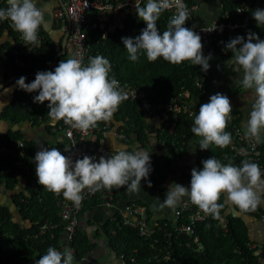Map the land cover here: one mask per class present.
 <instances>
[{"label":"clouds","instance_id":"clouds-1","mask_svg":"<svg viewBox=\"0 0 264 264\" xmlns=\"http://www.w3.org/2000/svg\"><path fill=\"white\" fill-rule=\"evenodd\" d=\"M7 5V8H0V20H9L22 34L24 44L38 45V33L45 24V10L38 7L37 0H7ZM173 8L176 14L161 34L157 26L161 13ZM136 11L146 27L134 39L122 38L131 61L136 62L140 55H146L149 62L162 57L172 64L190 61L201 66L204 72L210 69L212 57L205 56L202 37L185 26L189 14L182 0H147L144 7L136 0ZM253 17L258 26L264 24V9L254 10ZM225 48L232 52L227 62L237 73L242 69L240 82L253 94L254 103L246 128L247 134L260 142L264 130V40L249 33L247 40L238 36ZM110 71V61L103 56L91 57L85 66L73 54L61 60L54 71H38L31 83L22 76L16 85L28 93L38 91L34 103L49 102L47 115L53 125L63 120L72 128L87 131L99 121L111 120L121 102L128 99L119 82L109 79ZM10 91L11 88H6L0 95ZM6 106L0 100V111ZM232 112L230 99L221 93L212 95L208 103L200 106L191 131L201 138L199 147L202 150L208 149L210 144L221 148L231 144V134L225 129ZM64 150L70 151L67 147ZM113 151L114 155L101 156L98 162L87 155L73 161L58 148L41 146L34 157L38 183L50 192L63 194L76 205L82 201L81 193L85 189L94 192L102 188H125L129 193H139L142 180H147L152 171L150 153L139 147L128 151L124 145H113ZM202 163V170H192L190 189L175 182L168 187L166 199L159 204L161 209H175L187 196L204 213L218 219L224 207L219 202L222 195L226 196V203L245 212L254 211L264 203V179L258 164L245 160L241 167L223 165L215 157ZM148 187H152L150 181ZM35 264H73V253L49 247Z\"/></svg>","mask_w":264,"mask_h":264},{"label":"trees","instance_id":"trees-1","mask_svg":"<svg viewBox=\"0 0 264 264\" xmlns=\"http://www.w3.org/2000/svg\"><path fill=\"white\" fill-rule=\"evenodd\" d=\"M243 0H222L223 12L234 10ZM194 0H189V3ZM264 3V0H260ZM7 0H0V8H7ZM257 6V5H256ZM255 5L251 6V11L260 9ZM264 9V7L262 8ZM172 14L168 11L161 13L158 20V29L161 34L167 29L169 20ZM252 33L259 35L261 40H264V24L258 26L253 18L250 23ZM146 27V24L138 16L137 12L129 13L123 25L115 28H106L107 35L103 30H91L88 32L89 59L95 56H103L108 59L111 64L109 79L115 78L126 82L139 90L146 91L153 101H168L174 96L179 95L183 90H189L194 97L201 96V91L196 85V81L202 75L201 66L193 65L190 61H185L182 64H172L165 61L162 57L156 61L149 62L146 55H140L138 61L133 62L129 59V54L124 46L122 38H135L141 34V30ZM190 28L189 26H186ZM9 31L15 40L20 44L25 42L22 34L14 29V26L9 20H0V34L4 31ZM244 34V31L239 29L234 35V38ZM45 31L39 30L38 38L42 39L40 46L31 48L23 54L11 53L9 67L18 70V73H31L33 71L48 70L54 61V52H49L48 48L52 47L46 41ZM226 40L222 47L215 49L218 61L219 56H232V52L226 50L225 45L233 38L226 36ZM245 40L246 37H244ZM255 42V41H253ZM227 52V54L225 53ZM225 56V57H226ZM67 60L66 57H59L52 70L59 65L61 60ZM17 60L24 61L25 66H18ZM30 62V63H29ZM15 72V71H13ZM208 74L204 86L208 89ZM29 80H35V77L29 76ZM39 92L28 93L18 91L14 101L6 110L5 115L9 117H17L21 119L37 120L38 116H45L49 112L48 101L43 104L34 103V96ZM238 114V113H236ZM115 117L121 119L124 123L127 133V141L132 143V138L137 137L140 142L146 139V121L144 112L140 110L139 103L130 98L121 102L116 112ZM238 117V116H237ZM13 118V119H14ZM14 119V120H16ZM237 126L241 125L235 121ZM194 126V120L185 114L179 115L177 125L173 132L168 128L164 130L160 140L164 142V147L167 153L157 158L152 163V173L148 179L152 187L159 192H164L166 189L163 186L165 179L172 165L180 160L188 150V144L193 139L194 133L191 131ZM243 128V127H242ZM229 133V129H225ZM19 134L9 133L6 136H1L0 141L7 145H16L20 139ZM26 143V151L32 153L31 145ZM62 142L55 145L57 148ZM261 149L264 152V140L261 143ZM229 145L221 148L215 144H210L206 150H200L198 160L195 164V169L202 170V161L215 157L223 165L232 164L236 167L242 166L243 158H224V154L228 152ZM128 151H134L131 147ZM12 156L0 154V185L7 184L9 188H15L19 184L20 178L25 179L27 186L16 193L15 201L17 202L23 217L29 219L33 226L30 229H22L17 223L12 220L11 213L6 206L0 204V236L12 235L10 238L11 246L6 249L0 246V264H12L16 256L22 254L29 259H33L35 251L47 253L49 247L59 248V234L55 228H49L45 233H40V227L47 220L57 222L58 230H63L60 224L59 214L56 219L50 218L51 208L56 204L58 207L59 195L46 192L45 188L36 182L35 173L31 161H27L29 169L12 166ZM262 179H264V168L261 169ZM39 190H36L33 184H36ZM125 190V188H123ZM93 199V200H92ZM92 202H100V194L94 196ZM88 200V201H90ZM87 201V203H88ZM224 204L220 210L219 218L209 219L196 224V232L200 238L202 247L199 248L197 243L187 246L185 239H167L163 236L162 231H158L151 237L140 235L137 228H133L124 224L121 216L117 213L113 220L105 225L104 231L109 239L112 249L119 254L124 255V260L128 264H264L261 261L262 253L264 258V244L260 254L256 253L257 249L251 248L252 239L249 235L248 225L244 218L232 212L227 213L229 205L225 202L224 195L219 201ZM53 205V206H52ZM52 206V207H51ZM196 206V205H195ZM237 210L241 214L256 216L261 219L264 216V206L259 205L254 211H241L237 206ZM152 217V216H151ZM166 219V218H165ZM168 219V218H167ZM186 220V219H184ZM163 221V219L161 220ZM55 231V234L53 233ZM57 232V233H56ZM169 244L172 246L169 248ZM72 247L75 248V257L82 259L91 251L92 244L89 236H82V233L77 231V235L72 242ZM170 253V259L165 260L164 255ZM134 257V261H132ZM96 263L97 261L94 260ZM94 264V263H91Z\"/></svg>","mask_w":264,"mask_h":264},{"label":"built area","instance_id":"built-area-1","mask_svg":"<svg viewBox=\"0 0 264 264\" xmlns=\"http://www.w3.org/2000/svg\"><path fill=\"white\" fill-rule=\"evenodd\" d=\"M146 2L147 0H140V6L144 7ZM182 2L186 5L189 14L185 26H189L202 37L204 46L203 52L205 56L211 55L212 59L210 61H214L217 57L218 52L215 49L223 46L227 38L226 36L234 38L237 30L241 29L244 31V34H241V36L247 39L249 33H252L250 23L254 18L251 6L257 5L256 7L260 9L264 7V3L260 2V0H243L234 10L223 12L218 21L208 25H198L194 19V10L197 8V5L194 2L189 3V0H182ZM65 5L63 14L66 15L68 21L67 44L73 49V53L85 66L88 64V32L91 30H103L105 32L103 36L106 37V28H115L116 24L114 21L119 16L125 14V20L129 13L137 12L136 0H67ZM166 11L170 12L172 16L176 14L175 8ZM122 25L123 23H118L117 27H121ZM41 43L42 39L39 38L38 45H29L28 48L31 49L40 46ZM207 74L208 71H202L201 77L196 81V85L201 91V96L194 97L189 90L185 89L179 95L172 97L168 101H153L146 91L139 90L119 79L116 80L119 82L120 88L127 93L128 98L139 103L140 110L144 112V115L145 113H158L160 117L163 118L164 130L168 128L170 132H173L177 125L179 115L185 114L194 120L195 115L199 114V110L195 108V105L196 101H199L208 93L204 86V82L207 80ZM31 82L32 81H29V83ZM113 117L107 122H97L95 127L89 128L87 131L72 128L63 120L56 122L54 125L51 123L50 125L53 131L62 133L66 140L57 148L60 149L65 156H70L73 161L82 159L87 155L93 157L98 162L101 156L107 157L114 155L113 151L107 146V139L109 136L114 135L122 139L128 136L122 121L118 129L113 127V121L115 120H113ZM42 118L43 115H40L39 119ZM235 121H237V116L231 114V119L228 122L227 128L231 134L232 142L229 144L228 152L223 155L224 158L241 157L244 161L247 160L256 163L259 165L260 169H263L264 152L261 149L262 137L260 142H256L254 138L247 134L245 129L237 126ZM66 147L70 149V151H65L64 149ZM0 153L12 156V166L24 168L26 170L30 168L27 162L29 159L26 153V143L23 140H18L16 145L11 146L0 141ZM33 185L36 190H39L37 184ZM122 190L123 188H113L111 190L102 188L93 192L85 189L81 193L83 198L79 205L64 198L58 199L60 224L62 225L66 241L68 244H71V247L67 248V250L73 253V257H75V248L72 247V242L77 235L80 216L87 201L99 193L100 203L116 208L117 203L115 200ZM116 210L113 219L118 213L124 224L137 228L140 235L144 237H151L158 231H162L163 236L167 239L172 237L177 240L185 239L183 243L187 246L197 243L199 248L202 247V244L196 232V224L206 221L211 216L200 210L198 206H195L190 199L183 201L181 205L175 209L172 218L163 219V221H161L162 219L151 217L146 207L137 201H130L126 203L123 208H117ZM261 219L264 221V216H262ZM58 226V223L47 220L41 225L40 233H45L47 229L57 228ZM171 247L172 246L169 244V248ZM170 255L171 254L168 252L164 255V259H170ZM121 257H124V255H121ZM134 260V257H132V261ZM87 262L88 264H99L98 262L95 263L92 258H89Z\"/></svg>","mask_w":264,"mask_h":264},{"label":"crops","instance_id":"crops-1","mask_svg":"<svg viewBox=\"0 0 264 264\" xmlns=\"http://www.w3.org/2000/svg\"><path fill=\"white\" fill-rule=\"evenodd\" d=\"M37 2L38 7L45 10V24L42 25V29L46 34V41L48 42V44L50 43V45H52V47L48 48V51H55L54 61L51 67L48 70L44 71H54L52 70V67L56 64L59 57L62 56L68 59L74 54L73 49L68 46L67 40L65 46H63L68 31V21L66 19V15L63 14V12L65 11V4L67 3V0H37ZM194 3L197 5V8L194 10V19L198 25H208L215 21H218L221 18L223 13L222 0H194ZM124 16L125 14H122L114 21L116 27L118 26V23H123ZM24 43L25 42L19 44L15 40V37L7 30H4L0 34V93H3V90L6 88H11V91L9 93L0 95V100H3L7 104V106L4 107L2 111H0V137L6 136L9 133H17L20 135V139L27 141L28 145H31L32 153L30 151L29 153H27L26 151V153L28 155L29 161H31V164L33 165L36 182L38 183V177L36 175V164L34 161L36 153L40 150L41 146H45L51 149L55 148V145L58 142L63 143L66 140L62 133H56L53 131L50 125L51 122L49 121L47 114L43 116L42 119H39L38 116V119L34 121L30 119H21L20 117H17V119L13 117L14 119H16L14 120L12 117L5 115L6 110L14 101L16 93L18 91H24L18 88V86L16 85V81L22 76L26 77L27 83H29V81H34L29 80L28 77H36V74L38 72L37 70H32L31 73H18L16 72L18 71L16 70V68L13 69L9 67L11 53L23 54L26 51L30 50L28 48V45ZM225 53L227 54V52ZM225 56H219L218 61L214 60L209 62L210 69L208 70V93L202 99L196 101L195 108L199 110L200 106L202 104L208 103L210 97L214 94H224L230 99L233 111L238 113L237 119L239 124L241 125V127H243V129L247 131L246 123L254 102L251 101V103L248 104L245 100L239 97L241 94H243L244 97L247 96L246 90L244 91V93L238 91L240 90L238 86L242 85L240 81L243 77V71L241 69L240 72L237 73L235 67L227 62L231 58V56ZM17 62L18 66L22 68L25 66L24 61L19 62L17 60ZM27 66L29 67V65H26L25 67ZM235 86L239 95L231 94V87ZM230 96H237L239 98L235 97V99H232ZM115 115L113 117V120L115 119L113 121V127L115 129H118L121 123V119H117ZM144 118L146 121L145 131L147 133L144 142H140L137 137H134L132 138V143L129 144L127 141L128 138L122 139L111 135L107 139V146L112 151L113 145L117 147L120 145H124L127 147V149L131 147L134 150L139 147L148 151L151 156L152 169L153 161L167 153V149L164 147V142L160 140V137L164 132L163 118L160 117V115L156 112H153L151 114L145 113ZM261 137L264 140V130L261 131ZM200 139V137H197L194 134L193 139L188 144L187 152L182 156L180 160L176 161L172 165L167 178L163 183V186L166 189L164 192H159L155 188L148 187V179L152 173L150 172L148 179L142 180L141 191L139 193H129L125 189L122 190L119 195H117L115 200L117 203L116 208L106 204H102L100 202L94 203L92 202L93 199L91 198L92 200L88 201V203L85 204L84 210L81 213L80 224L78 228V231L82 233V236H89L90 243L92 244L91 251H89L82 259L73 257V264H88L87 261L89 258L96 260L99 264H128L126 260L121 258V256H119V254L112 249L103 227L107 225L110 220H113L117 208H123V206L130 201H137L143 204L146 207L149 215L154 218H172L175 209L178 208L183 201L189 200V198L187 196L183 197L182 201L175 207V209L167 207L161 209L159 207V204L163 202L164 199H166V192L168 191V187L173 182L179 183L190 189L191 173L192 170L195 169V164L198 160V156L201 150V148L199 147ZM153 142L155 143L153 144ZM113 153L115 154L114 151ZM26 186L27 182L23 178H20L19 184L16 185V187L13 189L9 188L7 184L4 183L0 185V204L6 206L9 209L12 220L17 223L22 229H30L33 226V223L29 219H25L23 217V213L21 212V209L15 201L16 193L23 190ZM45 191L50 192L47 189ZM224 197L226 202V196L224 195ZM59 198H64L63 194H60ZM227 204L229 205L227 213L232 212L236 215H240L243 218H246L244 217L245 214H241L237 210L235 205L229 203ZM260 205L264 206V203H261ZM50 210V218L56 219L55 216L56 214L58 216L59 212L58 208L56 209V204H54V207H52ZM247 225L252 240L261 241V239H264V221L262 219H257V221L250 220L249 222H247ZM55 230L59 234V248H55L60 251L70 248L71 244H68V242L66 241L64 231L58 230V228H55ZM53 233L55 234V231ZM11 236L12 235L10 234L6 236H0V246L2 248L8 249L11 246ZM44 254L46 253L35 251V256L33 259H29L26 256L19 254L16 256V259L12 261V264H35L36 260H38Z\"/></svg>","mask_w":264,"mask_h":264},{"label":"rangeland","instance_id":"rangeland-1","mask_svg":"<svg viewBox=\"0 0 264 264\" xmlns=\"http://www.w3.org/2000/svg\"><path fill=\"white\" fill-rule=\"evenodd\" d=\"M240 87H241V88H240ZM238 88L240 89V90H238V91L241 92V93H244L245 90L247 91V96H246V97H244L243 94H241V95L239 96L241 99L245 100L248 104H250L251 101L254 102V97H253V94H252V92H251L250 90L245 89V88L243 87V85H239ZM236 89H237L236 86H235V87H231V94L239 95V93H238V91H237ZM230 97H231V96H230ZM235 97H237V96H232L231 98H232V99H235ZM239 97H237V98H239ZM246 98H248V99H246ZM231 114H235L236 116H238V114H236V112H234V111H233ZM263 199H264V198H263ZM243 215H244V214H243ZM244 217H246V218H244V220L246 219V220H245L246 223L249 222L250 220L257 221V219H259V218L256 217V216L246 215V214H245ZM249 235H250V234H249ZM263 240H264V239H263ZM263 240H262V239H261V241H259V240H258V241H257V240H252V243H250L251 248L257 249V250H256V253H257V254H260V253H261V251L258 252V249L261 250L260 247H262V244H264V241H263ZM260 258H261V261L264 262V258H263L262 253H261V255H260Z\"/></svg>","mask_w":264,"mask_h":264},{"label":"water","instance_id":"water-1","mask_svg":"<svg viewBox=\"0 0 264 264\" xmlns=\"http://www.w3.org/2000/svg\"><path fill=\"white\" fill-rule=\"evenodd\" d=\"M67 37H68V32H67V35H66V37H65V40H64V44H63V46H65V43H66Z\"/></svg>","mask_w":264,"mask_h":264}]
</instances>
